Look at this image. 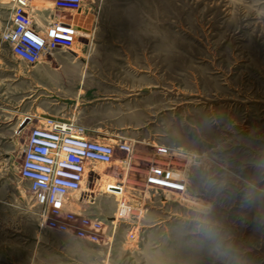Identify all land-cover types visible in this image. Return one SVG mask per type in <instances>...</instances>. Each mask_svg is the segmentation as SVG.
<instances>
[{"label":"rangeland","instance_id":"obj_1","mask_svg":"<svg viewBox=\"0 0 264 264\" xmlns=\"http://www.w3.org/2000/svg\"><path fill=\"white\" fill-rule=\"evenodd\" d=\"M1 1L0 63L11 65L9 86L0 85V264H35L19 247L36 229L99 244L106 264H264V0L47 6L38 23L75 18L76 31L71 48L40 60L74 66L73 94L87 106L80 120L106 126L90 137L132 147L93 163L59 216L43 212L18 173L27 132L8 119L29 65L1 38L12 0ZM157 145L175 151L185 192L144 184ZM188 154L200 160L187 163ZM122 200L129 209L119 216Z\"/></svg>","mask_w":264,"mask_h":264},{"label":"built area","instance_id":"obj_2","mask_svg":"<svg viewBox=\"0 0 264 264\" xmlns=\"http://www.w3.org/2000/svg\"><path fill=\"white\" fill-rule=\"evenodd\" d=\"M82 3L83 0H14L10 22L2 31L1 38L8 43L16 59L33 65L56 50L71 48L76 31L69 22L52 19L49 15L44 16V23L38 25L37 15L47 6L53 10L76 12L81 9ZM21 124L15 132H22ZM117 149L128 157L132 147L126 142L117 147L98 141L73 121L46 118L28 129L18 173L29 182L30 191L43 212L59 216L73 195L84 187L88 168L93 163H112ZM155 152L158 158L146 169L144 184L185 192L186 182L178 176L181 174L174 169L177 163L171 159L175 151L171 153L164 145H157ZM187 156V163L200 160L196 154ZM185 167L188 168V165ZM128 209L129 206L122 200L119 216L126 215ZM59 228L66 229L64 226Z\"/></svg>","mask_w":264,"mask_h":264},{"label":"crops","instance_id":"obj_3","mask_svg":"<svg viewBox=\"0 0 264 264\" xmlns=\"http://www.w3.org/2000/svg\"><path fill=\"white\" fill-rule=\"evenodd\" d=\"M2 2L0 0V6ZM7 5L12 12L14 0L7 2ZM41 15V13L37 15L38 21ZM75 22L74 18L70 23ZM50 56H55V53ZM10 65L9 61L0 63V85L3 87L9 86L10 75L4 74V71H9ZM74 70L72 63L60 62L52 57L29 65L27 73L19 72L17 75L18 109L15 115L9 116L8 121L11 122L9 125L16 128L22 123L21 130L27 132L33 125L49 118L63 121L74 120L91 135L103 131L106 128L104 122L90 124L80 120L87 106H84L83 99H79L84 94L82 91L77 92L78 97L73 94ZM121 84L120 81H114V86H121ZM36 230L32 238L28 239L23 247H19V253L24 254L26 261H33L35 264H106L108 254L103 252L99 244L50 229H45L44 232Z\"/></svg>","mask_w":264,"mask_h":264},{"label":"bare ground","instance_id":"obj_4","mask_svg":"<svg viewBox=\"0 0 264 264\" xmlns=\"http://www.w3.org/2000/svg\"><path fill=\"white\" fill-rule=\"evenodd\" d=\"M98 171V170H97ZM116 171V170H115ZM92 175V174H91ZM115 176V175H114ZM88 181V180H87ZM119 189V187H117ZM120 196V195H119ZM124 199V198H123Z\"/></svg>","mask_w":264,"mask_h":264}]
</instances>
